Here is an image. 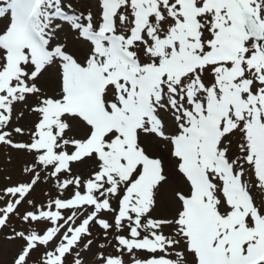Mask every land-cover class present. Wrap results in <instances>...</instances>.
I'll list each match as a JSON object with an SVG mask.
<instances>
[{"label": "snow or ice", "instance_id": "1", "mask_svg": "<svg viewBox=\"0 0 264 264\" xmlns=\"http://www.w3.org/2000/svg\"><path fill=\"white\" fill-rule=\"evenodd\" d=\"M0 146L8 264H264V0H0Z\"/></svg>", "mask_w": 264, "mask_h": 264}, {"label": "rangeland", "instance_id": "2", "mask_svg": "<svg viewBox=\"0 0 264 264\" xmlns=\"http://www.w3.org/2000/svg\"><path fill=\"white\" fill-rule=\"evenodd\" d=\"M26 160L27 157H24L16 152H10L8 149L0 146V187L22 178L21 168ZM8 176H11V181L6 179ZM44 190L46 189H44L43 186L37 188L36 192L33 194L34 197L37 200L44 199L42 194ZM12 251V246H5L4 254L0 256V264H8L11 259ZM94 251L95 249H93V252ZM85 259L91 261L92 253H89Z\"/></svg>", "mask_w": 264, "mask_h": 264}]
</instances>
